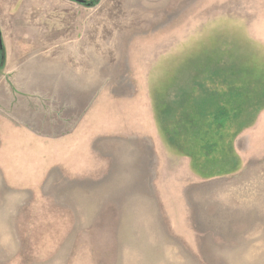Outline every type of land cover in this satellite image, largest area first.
I'll list each match as a JSON object with an SVG mask.
<instances>
[{"label":"rangeland","instance_id":"obj_1","mask_svg":"<svg viewBox=\"0 0 264 264\" xmlns=\"http://www.w3.org/2000/svg\"><path fill=\"white\" fill-rule=\"evenodd\" d=\"M156 1L99 0L94 50L48 3L47 76L0 98V264H264V0Z\"/></svg>","mask_w":264,"mask_h":264},{"label":"crops","instance_id":"obj_2","mask_svg":"<svg viewBox=\"0 0 264 264\" xmlns=\"http://www.w3.org/2000/svg\"><path fill=\"white\" fill-rule=\"evenodd\" d=\"M54 1L58 2L60 6L64 8L61 12L62 15L57 12L54 17L64 18L67 16L72 18V22L70 28L67 23L61 22V28L67 29L66 31L63 30L64 35L70 36V38H64L63 40V33H61V30L59 31L60 33L58 32L61 28H58L54 36L55 46H53V48L62 44L63 41L71 40V44L75 43L77 49H95L93 44L89 46L86 42L87 39H85V35L90 34L87 32V28L90 19L89 11L93 9V7H85L84 5L75 2H73V4L67 0H0V52L3 49V55L5 58L4 68L0 71V88L3 86L6 87V89H11V92H7L6 89L2 88L0 92V98L7 99L3 105L5 109L2 111H7V109L12 108V101L11 104H9L8 100L14 99V92H16L18 88L19 92L22 91L29 95V89L37 86V84H41L43 78L47 76L48 70H46L45 67L47 65L46 61H49L47 56L48 46L46 43L42 44V39L44 30L46 29V19L48 18L47 5L50 3L51 6V3ZM116 1L121 2L122 0ZM156 2L157 1L155 0L154 3ZM70 5H77V7L83 9L84 12L82 11L80 16V10L77 9L66 15L65 13L68 12V7L74 9ZM55 8L57 9L58 6ZM107 9L108 5L104 6V8L102 7V10L98 12V16L101 18H107ZM95 13H97L96 10ZM75 16L80 17L81 19H86V22H84L86 23V28L85 30L83 28L81 31L83 34L81 42H78L79 40L77 42L76 40L73 41V36L79 35L80 33L78 29L80 22L74 21L73 18ZM32 27L34 28L32 29ZM37 32L38 39H36L35 36ZM45 36L47 38L46 33ZM61 61L63 60L55 58L56 66L62 65L63 63ZM60 74V71H56L57 76H60ZM14 84L17 85V88ZM23 107L21 106V109H23ZM21 112L23 113L24 110H21Z\"/></svg>","mask_w":264,"mask_h":264},{"label":"trees","instance_id":"obj_3","mask_svg":"<svg viewBox=\"0 0 264 264\" xmlns=\"http://www.w3.org/2000/svg\"><path fill=\"white\" fill-rule=\"evenodd\" d=\"M70 1H73V0H70ZM99 0H92L90 2H85L84 6H87V7H93L94 5H96V3H98ZM4 55H3V49L1 50L0 52V67L1 69L3 68V65H4Z\"/></svg>","mask_w":264,"mask_h":264},{"label":"water","instance_id":"obj_4","mask_svg":"<svg viewBox=\"0 0 264 264\" xmlns=\"http://www.w3.org/2000/svg\"><path fill=\"white\" fill-rule=\"evenodd\" d=\"M73 2L84 5L85 4V0H73Z\"/></svg>","mask_w":264,"mask_h":264}]
</instances>
